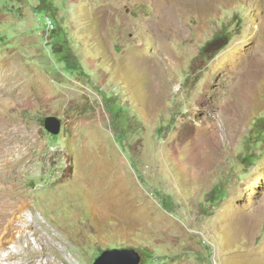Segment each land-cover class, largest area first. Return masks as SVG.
<instances>
[{
	"label": "rangeland",
	"instance_id": "1",
	"mask_svg": "<svg viewBox=\"0 0 264 264\" xmlns=\"http://www.w3.org/2000/svg\"><path fill=\"white\" fill-rule=\"evenodd\" d=\"M3 159L0 264H264V0H0Z\"/></svg>",
	"mask_w": 264,
	"mask_h": 264
},
{
	"label": "water",
	"instance_id": "2",
	"mask_svg": "<svg viewBox=\"0 0 264 264\" xmlns=\"http://www.w3.org/2000/svg\"><path fill=\"white\" fill-rule=\"evenodd\" d=\"M45 129L52 135H57L61 129L59 119L49 116L44 121ZM141 255L133 249H110L96 257L93 264H140Z\"/></svg>",
	"mask_w": 264,
	"mask_h": 264
},
{
	"label": "bare ground",
	"instance_id": "3",
	"mask_svg": "<svg viewBox=\"0 0 264 264\" xmlns=\"http://www.w3.org/2000/svg\"><path fill=\"white\" fill-rule=\"evenodd\" d=\"M1 129L6 133V137H9V142H10V132L9 129L8 130H4L3 125L1 127ZM3 136V135H2ZM10 147V146H9ZM7 150V149H6ZM4 150L3 154H7V151ZM3 158V157H2ZM10 158V157H9ZM1 163V162H0ZM10 169V160L8 159H3V163L1 165V173H0V182H3L5 179H8L7 177H5V172L8 171ZM9 172V171H8ZM7 173V172H6ZM8 175V174H7ZM6 175V176H7ZM9 182V181H8ZM10 193V187L9 184H7L5 186V188L1 189L0 188V198H1V202L5 205V212L4 214H2L0 212V217L5 216L7 214H9V210H10V201L6 198V195H8ZM5 218V217H4ZM1 220V219H0ZM9 220V219H8ZM7 220V221H8ZM9 234V233H8ZM4 248V247H3Z\"/></svg>",
	"mask_w": 264,
	"mask_h": 264
}]
</instances>
